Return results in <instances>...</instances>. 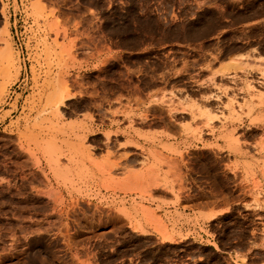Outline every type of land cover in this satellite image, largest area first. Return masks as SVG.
Returning a JSON list of instances; mask_svg holds the SVG:
<instances>
[{
	"label": "rangeland",
	"instance_id": "374dc122",
	"mask_svg": "<svg viewBox=\"0 0 264 264\" xmlns=\"http://www.w3.org/2000/svg\"><path fill=\"white\" fill-rule=\"evenodd\" d=\"M263 17L264 0H0V55L8 53L0 56V264L264 262V171L262 181L226 173L227 158L204 149H250L264 170V131L222 147L197 142V132H213L220 118L264 122L251 117L264 106V65L240 54L217 71L248 93L211 80L222 93L205 97L216 100L215 112L197 104L194 74L200 54L264 55V23L249 24ZM157 85L182 89L185 101L170 92L146 105L142 97ZM166 119L187 121L193 138L185 142L192 149L184 172L153 152L164 148L160 141L137 129ZM129 150L154 163L122 166ZM156 188L177 200L243 203L201 225L203 241L198 218L178 228L186 206L155 204ZM169 207L174 215L163 218ZM229 250L251 258L232 262Z\"/></svg>",
	"mask_w": 264,
	"mask_h": 264
},
{
	"label": "crops",
	"instance_id": "0c3cea01",
	"mask_svg": "<svg viewBox=\"0 0 264 264\" xmlns=\"http://www.w3.org/2000/svg\"><path fill=\"white\" fill-rule=\"evenodd\" d=\"M258 23H264V17L261 19H258L256 21H252L249 24H258ZM243 55L242 61H251L254 60L256 62V65L262 64L264 65L263 61H257L255 58L257 56H263L261 54H258L254 51H244L241 53L233 54L225 59L218 60L213 58L212 54L209 56H203L198 55L197 56V72H194V74H197V104L201 107H206L208 109H211L212 111H216L217 105L216 100H207L205 97L210 94H222L219 92V90H215L214 87L211 85V80L214 81L215 84L221 85V86H228L231 88H234L232 85H236V87H240L243 89V93H248L244 90L245 84L241 81H236L235 83L231 81V76L227 75H221L216 73L217 71H220L224 69L227 66V63L232 60L236 59V56ZM241 77L239 76L240 80ZM261 80H264V77H259ZM264 90H261L263 93ZM170 92H173L176 95V99L185 101V92L178 88V89H170L169 87H165L164 85H157L152 87L151 89L147 90L145 92V95L142 97V99L145 100L146 105H155V100H159L160 98H169ZM222 97V95H220ZM246 97V96H245ZM249 97V96H248ZM247 97V98H248ZM243 98V97H241ZM228 101H224V104ZM212 103V105H211ZM223 108V107H222ZM245 111V109H244ZM243 113L245 114V112ZM222 112L228 113V110L224 109ZM219 113V111H218ZM260 115H264V106H260L259 104L254 107V110L251 113V117H257L259 119ZM203 120L201 118L197 119V127L202 125ZM187 121L175 119V120H151L148 125H151L150 128H137L145 137H147V140H155L160 141L162 146L164 148L160 149H154L153 152H159L161 155L160 157L165 158V160L174 166H177V168L184 172L185 170V160H186V154L187 152H190L192 148L186 149L185 148V142L191 141L193 138L186 132V126L185 124ZM213 125V132H209V129L203 128L201 132H197V142L200 140H206L209 144L215 143L222 147L227 145L228 139H239V140H248L249 136L251 135V132L255 130L264 131V122H250V118H245L244 116L238 117L236 120H229L225 121L223 119L215 120L212 122ZM201 128V127H200ZM258 132V131H257ZM200 134V135H199ZM227 138H226V137ZM203 149L202 146L197 145V151ZM205 150L211 151L214 154H222L227 158V168L225 170L226 173L233 174L234 171H238L241 173V175L245 178L251 176L252 173L255 174V176L262 181L263 180V169L260 165H257L254 162V159L256 157V154L247 148H240L236 151V153L228 152L226 149H221L218 151L216 148H204ZM122 154H127L128 157L126 159H122V166L126 168H137V164L141 163L144 159H147V163L151 164L154 163V159L150 157L142 156V154L138 151L129 150L121 152ZM155 157H158V154H155ZM163 171H168L169 169L166 167L162 168ZM154 194L153 198L157 199V203H161V201H164L165 203H176L180 204L181 206H186V208L181 207L178 209V214H181L179 221V224L181 227L185 230L186 226H189L191 223H188V219H193L194 217H197V236L201 237L204 241V237L207 238V234L201 230V225H203L204 228H209V224L212 223L214 220H216L219 217H222L224 215H227L231 210L234 209V207L238 204H242L243 202L239 200V198L235 199L232 197H227L226 199H218V198H207V199H193L192 197L182 194L180 197H178V200L175 196H172L170 193L166 192L165 190L161 188H156L152 191ZM251 202H249L250 204ZM168 204V205H170ZM166 204H162V206H165ZM153 208V207H152ZM165 207H163L164 209ZM164 213H161V216L165 218L166 212H169V215H174L173 208L169 207L168 210H164ZM211 215L212 217L208 220H203L202 217H206ZM178 217V216H177ZM176 216L174 218H177ZM178 219V218H177ZM144 229L147 231V234L154 235L152 231H150V228L141 221ZM187 223V224H186ZM189 224V225H188ZM179 226V225H177ZM208 229L204 230L207 231ZM212 234V233H211ZM189 237H193V235H190ZM201 240V241H202ZM209 241V245H211V241H213V238L207 239ZM197 242H199L197 240ZM201 243V242H199ZM215 243V242H214ZM203 245V244H202ZM211 247H213L211 245ZM225 255L229 256L232 259V262H235V258H251L249 256V251L245 250H229L224 252ZM250 262V261H249ZM238 264V263H237ZM248 264H264V262H251Z\"/></svg>",
	"mask_w": 264,
	"mask_h": 264
},
{
	"label": "bare ground",
	"instance_id": "6f19581e",
	"mask_svg": "<svg viewBox=\"0 0 264 264\" xmlns=\"http://www.w3.org/2000/svg\"><path fill=\"white\" fill-rule=\"evenodd\" d=\"M0 40H1V39H0ZM6 52H7V51L5 50V52H2L1 55H6V54H8V53H6ZM1 55H0V56H1ZM5 58H6V57H5ZM5 58H4V59H5Z\"/></svg>",
	"mask_w": 264,
	"mask_h": 264
}]
</instances>
